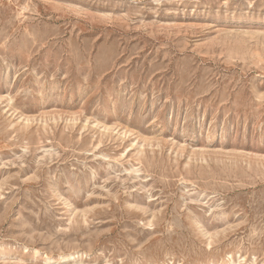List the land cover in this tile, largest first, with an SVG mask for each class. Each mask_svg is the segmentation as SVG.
<instances>
[{
    "label": "rangeland",
    "instance_id": "1",
    "mask_svg": "<svg viewBox=\"0 0 264 264\" xmlns=\"http://www.w3.org/2000/svg\"><path fill=\"white\" fill-rule=\"evenodd\" d=\"M0 264H264V0H0Z\"/></svg>",
    "mask_w": 264,
    "mask_h": 264
}]
</instances>
